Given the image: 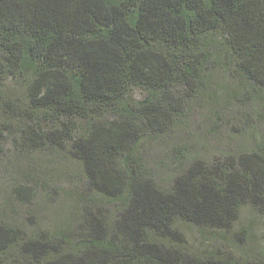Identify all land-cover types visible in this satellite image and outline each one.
<instances>
[{
	"label": "trees",
	"instance_id": "1",
	"mask_svg": "<svg viewBox=\"0 0 264 264\" xmlns=\"http://www.w3.org/2000/svg\"><path fill=\"white\" fill-rule=\"evenodd\" d=\"M217 71L242 81L237 103L259 99L264 110V0H0V82L17 72L29 84L18 105L0 96V119L19 124V154L53 149L82 167L66 193L69 216L52 232L8 225L0 210V264H264L237 250L193 252L174 228L183 220L230 232L245 205L264 217V142L211 161L187 157L166 191L138 152L146 134L182 125L187 109L215 111ZM134 86L148 96L132 107ZM108 109L111 121L95 119ZM76 116L89 120L77 137ZM49 117L68 120L46 132ZM34 170L20 172L30 187H14L29 205L43 182Z\"/></svg>",
	"mask_w": 264,
	"mask_h": 264
},
{
	"label": "rangeland",
	"instance_id": "2",
	"mask_svg": "<svg viewBox=\"0 0 264 264\" xmlns=\"http://www.w3.org/2000/svg\"><path fill=\"white\" fill-rule=\"evenodd\" d=\"M216 39L219 42L222 41L220 37ZM231 68L234 70L235 66L231 65ZM224 74L217 71L213 80L214 85L218 84V93L216 92L214 97L218 100L216 102L218 106L214 112L207 106L191 107L187 109L188 119L182 125L171 129L167 134H146L140 139L138 152L142 156L143 166L150 175L152 174L151 177L162 190H168L172 185V179L184 167L186 169L190 165L185 162L188 161L187 157L211 161L213 157L219 159L225 154L233 155L245 150L250 151L255 149L258 143L264 142V122L259 121L258 116L264 112L262 102L255 99L248 104L237 103L232 96L242 89L237 86L242 81H236L231 76L233 75L231 72L227 73V76ZM26 84L28 83H25V78L17 72L7 75L0 82V96L18 105V99L23 101L25 90L29 85ZM181 87L180 84L176 85L174 90L176 95H183ZM224 89L231 94L227 93L226 96ZM147 96L148 92L143 87H130L128 103L132 107L137 106V103ZM257 97L261 99L264 97V89ZM28 114L33 118L41 116V112L35 111ZM113 117L112 110L108 109L101 118L97 116L95 119L109 122ZM49 118L51 120L48 119L42 124L46 132L68 120L55 118V123L51 117ZM70 121L74 124V136H81L87 132L89 120L76 116ZM12 123L19 125L17 122L9 121V117L0 119L2 132L0 135V210H3L1 221L25 229L28 233L37 230L52 232L66 216H69L70 206L73 203L66 199V193L75 192L76 185L72 181L82 172V167L75 161L67 163L58 161L57 152L53 149L48 152L40 150L26 155L19 154L16 148L19 138L18 129L11 126ZM4 125L7 126L3 127ZM4 129L5 132H3ZM177 151L184 157L179 156L173 161ZM181 159L184 160L181 161ZM182 162H185L184 165H181ZM33 167L40 171L34 170L37 174L36 179L43 182L49 180V186L60 192L57 197L52 195L51 190H46L43 182L39 181L34 183L35 198L30 205L21 201V198L16 195L15 185L31 186L22 178L20 172L32 170ZM50 198L52 200H48ZM234 226L233 231L229 232L183 220H177L174 224V228L183 236L185 245L193 252L227 255L237 253L235 251L237 250L242 254L264 258V217L251 209L249 205H245ZM240 231H243V235L245 234V242L240 245L244 250L238 249L239 241L242 239L238 234Z\"/></svg>",
	"mask_w": 264,
	"mask_h": 264
}]
</instances>
